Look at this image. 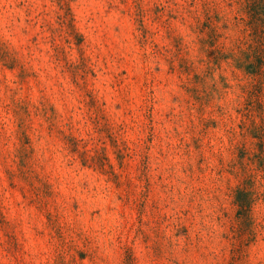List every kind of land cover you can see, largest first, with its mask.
<instances>
[{
  "label": "rangeland",
  "instance_id": "374dc122",
  "mask_svg": "<svg viewBox=\"0 0 264 264\" xmlns=\"http://www.w3.org/2000/svg\"><path fill=\"white\" fill-rule=\"evenodd\" d=\"M0 264H264V0H0Z\"/></svg>",
  "mask_w": 264,
  "mask_h": 264
}]
</instances>
